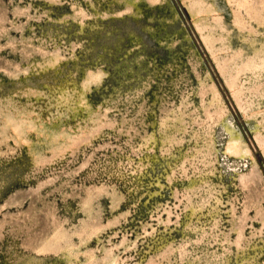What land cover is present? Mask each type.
Returning <instances> with one entry per match:
<instances>
[{
    "label": "rangeland",
    "instance_id": "1",
    "mask_svg": "<svg viewBox=\"0 0 264 264\" xmlns=\"http://www.w3.org/2000/svg\"><path fill=\"white\" fill-rule=\"evenodd\" d=\"M0 264H264V0H0Z\"/></svg>",
    "mask_w": 264,
    "mask_h": 264
}]
</instances>
